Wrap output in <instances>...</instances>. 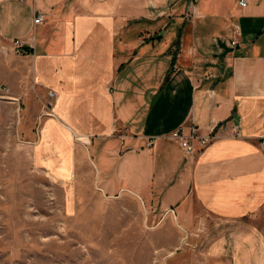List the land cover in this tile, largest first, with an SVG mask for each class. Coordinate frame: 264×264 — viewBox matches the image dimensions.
I'll use <instances>...</instances> for the list:
<instances>
[{"label":"crops","instance_id":"obj_1","mask_svg":"<svg viewBox=\"0 0 264 264\" xmlns=\"http://www.w3.org/2000/svg\"><path fill=\"white\" fill-rule=\"evenodd\" d=\"M238 1L0 0L34 164L68 201L77 184L171 217L170 264H264V0ZM190 126L216 138L189 157L169 136Z\"/></svg>","mask_w":264,"mask_h":264},{"label":"rangeland","instance_id":"obj_2","mask_svg":"<svg viewBox=\"0 0 264 264\" xmlns=\"http://www.w3.org/2000/svg\"><path fill=\"white\" fill-rule=\"evenodd\" d=\"M10 99L11 93L0 97V264H170L172 218L77 184L84 195L65 199L67 188L34 164L30 136L37 124L20 119ZM210 133L215 139L216 129Z\"/></svg>","mask_w":264,"mask_h":264},{"label":"built area","instance_id":"obj_3","mask_svg":"<svg viewBox=\"0 0 264 264\" xmlns=\"http://www.w3.org/2000/svg\"><path fill=\"white\" fill-rule=\"evenodd\" d=\"M248 0H239L238 4L240 6H245ZM43 21L42 16L41 15H36L33 23L35 25L37 24H41ZM237 32H234L233 34V39L231 42V45L233 47H236L238 45V39H237ZM14 46L18 49L19 48V41H15ZM1 91V98L7 97L9 94V89L5 86L1 87L0 89ZM50 98H53V93L49 94ZM11 100V99H10ZM13 101V100H11ZM215 129V127H213V129H211V131H213ZM210 131V132H211ZM211 135H207V136H203L199 133L198 129L194 126H190L188 128L187 132H184V130L182 128L172 132L169 136V138L175 142L178 143L181 151L186 155V156H192L194 155L196 152L198 151H202L204 148H206L211 142H213L214 140V135L212 133H210ZM232 134L235 137H238V133H237V129L233 128L232 129ZM152 142V141H151ZM260 149L264 152V137L261 138L260 142ZM198 148V150H197Z\"/></svg>","mask_w":264,"mask_h":264}]
</instances>
